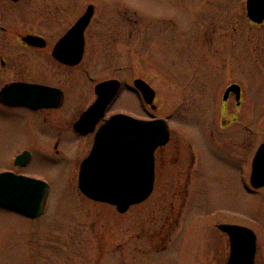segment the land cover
Wrapping results in <instances>:
<instances>
[{
  "label": "flooded vegetation",
  "instance_id": "flooded-vegetation-1",
  "mask_svg": "<svg viewBox=\"0 0 264 264\" xmlns=\"http://www.w3.org/2000/svg\"><path fill=\"white\" fill-rule=\"evenodd\" d=\"M39 1L48 9L44 8L42 13L38 11V18L31 20L30 26L0 24V113L20 112L18 119L23 124L22 135L26 139V145L15 146L14 151L5 156L4 162L8 165L1 167L0 173L12 172L42 179L48 182L51 194L55 190V178L49 179L28 170L36 152L41 149L54 156L49 166L54 170L56 180L62 181L61 176L67 174V181H63L70 185L66 188L75 189L74 181L77 179L78 182L81 163L91 151L95 134L107 118L121 113L144 120L166 119L170 136L167 143L154 152L152 195L158 187L170 195L168 209L171 213L167 219L171 221L176 210L189 211L193 200L190 195L204 188L201 187L205 178L203 150L232 158L237 156L236 152L241 160L227 183L232 192L246 198L243 199L245 208L238 203L239 207L235 208H240L241 212L231 216L232 221L227 223L244 225L255 232L254 264H258L259 254L264 257V159L256 165L255 158L264 144V42H254L252 32L259 29L264 36V21L256 23L248 17L246 1L250 25L241 29V40L246 42L244 49H239V38L238 46L226 41L218 49L206 47L217 27L214 20L215 26L205 27V20L210 19L205 13L198 22V37L192 39H186V35L194 33L185 30L172 33L163 29L158 25L160 18L157 17L150 18L152 28L145 33L149 35L146 39L138 26L129 27V35L134 37L136 33L137 42L146 41L151 54H155L152 45L164 47L165 56L160 60L175 70L172 77L166 73L162 75L171 83L175 80L179 87L185 85L187 96L195 99L193 108L201 118L195 126L200 127L206 141L200 146L173 126V118L157 114L160 106L153 72L149 68L146 74H140L139 59H133L131 52H123L127 46L123 41L124 27L126 23L136 22L123 13L124 8L99 11L97 4L88 3V0ZM2 2L8 11L25 1L0 0V4ZM90 5L93 11L88 23ZM227 18L223 24L230 21L231 14ZM230 28L232 32L237 31L236 26ZM91 35L97 38L93 50L88 48ZM240 63H245L246 83L237 70L238 65L242 68ZM104 81H111L108 90L115 92L104 116L92 131L88 116L82 122L80 120L98 99L97 85ZM143 82L154 90L152 104L138 85ZM130 96L145 115L117 109L116 106ZM162 183L163 187L160 186ZM79 191L77 186L76 192ZM211 213L216 217L223 214L218 208ZM222 222H216V227ZM225 236L226 264L232 244L230 237ZM237 247L241 251L247 248L246 245Z\"/></svg>",
  "mask_w": 264,
  "mask_h": 264
},
{
  "label": "rangeland",
  "instance_id": "rangeland-1",
  "mask_svg": "<svg viewBox=\"0 0 264 264\" xmlns=\"http://www.w3.org/2000/svg\"><path fill=\"white\" fill-rule=\"evenodd\" d=\"M24 1L8 11H5L2 2L0 24L30 26L31 20L38 18L44 8L48 9L39 0ZM246 1L88 0V3L97 4L99 11H116L122 7L123 13L136 20V24L126 23L124 27L126 34L123 41L127 42V46L123 52H131L133 59H139L140 74H146L149 68L153 72L160 106L157 114L173 118L174 127L187 134L197 145L203 146L205 138L200 127L195 126L201 121L197 109L193 108L195 99L187 96L185 85L181 88L175 80L171 83L162 75L166 73L172 77L175 70L160 60L165 56L164 47L152 45L155 54H151L146 48V41L137 42L136 33L134 37L129 35V27L138 26L146 39L149 35L145 33L152 28L150 18L154 20L157 17L160 18L158 25L163 29L172 33L184 30L194 33L186 35V39H192L198 37L199 19L206 14L210 19L205 20V27L215 26L213 20L217 27L216 34L210 35L212 39L205 42L206 47L218 49L226 41L238 46L240 40L239 49H244L246 42L241 40V29L250 25L246 16ZM229 14L230 21L223 24ZM230 26H236L237 31L232 32ZM261 32L259 29L252 32L254 42H264ZM95 40L97 38L91 35L88 45L91 50ZM172 63L175 64V59ZM240 64L242 68L238 65L237 70L246 83L245 63ZM116 107L130 110L138 116L145 115L131 96ZM20 115V112L0 113V168L8 165L4 158L14 151L15 146L26 145L22 135L24 127L18 119ZM234 154L237 156L224 157L203 150L205 178L201 187L204 188L190 195L193 200L189 211L176 210L169 221L167 216L171 210L168 209V201L171 197L164 188H156L146 201L120 214L115 207L94 202L76 192L77 179L74 181L75 189L66 188L69 184L66 182L67 174L61 176L62 181H66L56 180L54 170L49 166L54 156L39 149L28 170L49 179L54 177L55 190L49 195L44 213L37 218L24 217L0 205V264H225L228 252L226 236L215 224L232 221L231 216L241 212L235 207H239V203L245 208L246 200L244 196L232 192L227 183L241 160L238 153ZM172 184H175L174 181ZM160 186L163 187V183ZM216 208L223 212L221 216L209 214ZM257 261L264 264L263 254H259Z\"/></svg>",
  "mask_w": 264,
  "mask_h": 264
},
{
  "label": "water",
  "instance_id": "water-1",
  "mask_svg": "<svg viewBox=\"0 0 264 264\" xmlns=\"http://www.w3.org/2000/svg\"><path fill=\"white\" fill-rule=\"evenodd\" d=\"M247 4L248 16L254 22L262 23L264 0H248ZM92 11L93 6H90L88 23ZM109 84L102 82L98 85L99 99L88 110V118L92 117L93 125L114 95L115 90H108ZM138 85L151 104L154 90L146 82ZM169 134L165 119L140 120L124 114L112 115L98 130L92 151L82 162L80 189L93 200L116 205L122 213L131 205L144 201L153 190L155 149L167 143ZM263 159L264 145L255 164ZM48 187L45 181L4 172L0 174V203L35 218L45 209ZM219 227L231 238L232 253L227 264H254V232L239 225L222 224ZM239 245H246L247 248L241 251L237 247Z\"/></svg>",
  "mask_w": 264,
  "mask_h": 264
}]
</instances>
